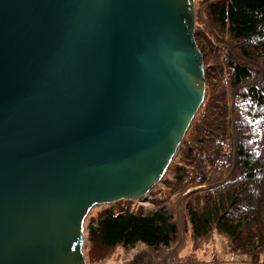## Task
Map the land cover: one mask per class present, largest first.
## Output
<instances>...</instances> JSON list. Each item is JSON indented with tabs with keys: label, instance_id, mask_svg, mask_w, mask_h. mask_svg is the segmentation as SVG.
Here are the masks:
<instances>
[{
	"label": "water",
	"instance_id": "1",
	"mask_svg": "<svg viewBox=\"0 0 264 264\" xmlns=\"http://www.w3.org/2000/svg\"><path fill=\"white\" fill-rule=\"evenodd\" d=\"M195 0H0V264H87L97 207L145 202L207 91Z\"/></svg>",
	"mask_w": 264,
	"mask_h": 264
},
{
	"label": "trees",
	"instance_id": "2",
	"mask_svg": "<svg viewBox=\"0 0 264 264\" xmlns=\"http://www.w3.org/2000/svg\"><path fill=\"white\" fill-rule=\"evenodd\" d=\"M205 15L206 96L154 209L90 213L88 264H239L219 259L216 233L240 264H264V0H211Z\"/></svg>",
	"mask_w": 264,
	"mask_h": 264
},
{
	"label": "rangeland",
	"instance_id": "3",
	"mask_svg": "<svg viewBox=\"0 0 264 264\" xmlns=\"http://www.w3.org/2000/svg\"><path fill=\"white\" fill-rule=\"evenodd\" d=\"M195 1H196V12H195L196 13L195 14L196 40H197L199 47L203 51V54L205 57V66H206V62L208 59L207 47H206V43H205L204 38H202L201 31L203 28H205L208 25V21H207L206 15H205V11H206V6L209 4V2L211 0H195ZM206 75H207L206 79L208 82L209 76H208L207 69H206ZM168 174H170V169H169V172L164 176V178L166 176H168ZM157 186L163 187V180L161 182H159L154 188H156ZM150 197H151V193L149 194V197L145 202H131V205H132L131 209L134 211H137L139 208H144L146 211L153 210L154 204L149 202ZM97 208H99V207H97ZM97 208H94L90 213L94 212ZM86 240H87V236H86ZM88 245H89V242L87 240L86 247L84 249V254H85V250L87 249ZM213 246L215 247L217 255H218L220 260H222L226 263L238 262L240 264L243 262L242 258H237V257L232 256V254L230 253L225 241L223 240L221 235H219L218 233H216L214 235ZM122 257H124V256L122 255L119 259V256H118V258L116 260L109 262V263L108 262H102V263H96V264H122L125 261ZM164 264H166V260H165Z\"/></svg>",
	"mask_w": 264,
	"mask_h": 264
}]
</instances>
